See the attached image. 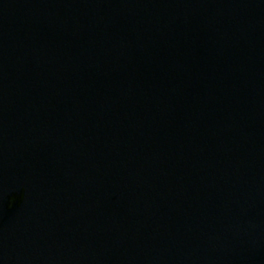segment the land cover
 <instances>
[{
    "label": "water",
    "instance_id": "water-1",
    "mask_svg": "<svg viewBox=\"0 0 264 264\" xmlns=\"http://www.w3.org/2000/svg\"><path fill=\"white\" fill-rule=\"evenodd\" d=\"M0 264H264V0H0Z\"/></svg>",
    "mask_w": 264,
    "mask_h": 264
}]
</instances>
